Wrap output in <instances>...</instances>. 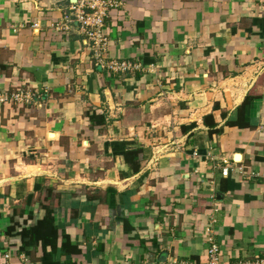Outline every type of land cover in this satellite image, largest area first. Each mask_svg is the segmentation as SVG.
Instances as JSON below:
<instances>
[{
	"label": "crops",
	"instance_id": "crops-1",
	"mask_svg": "<svg viewBox=\"0 0 264 264\" xmlns=\"http://www.w3.org/2000/svg\"><path fill=\"white\" fill-rule=\"evenodd\" d=\"M114 1L126 72L74 0H0V95L31 96L0 104V264L264 258V0Z\"/></svg>",
	"mask_w": 264,
	"mask_h": 264
},
{
	"label": "built area",
	"instance_id": "built-area-1",
	"mask_svg": "<svg viewBox=\"0 0 264 264\" xmlns=\"http://www.w3.org/2000/svg\"><path fill=\"white\" fill-rule=\"evenodd\" d=\"M119 3L114 0H74L71 3L70 11L65 14L67 23H77L86 35V41L93 49V57L96 65L118 72H126L133 69L135 64L129 61H109L106 58L108 48V38L105 35L106 18L109 8ZM65 27H68V24ZM31 96L28 92L21 89L9 94L0 95V104L4 101L10 102H29ZM228 167L223 168V174L227 175ZM219 247L215 242L209 248L208 264H264V258H252L243 260L221 261L219 257ZM170 264H195L188 261L172 260Z\"/></svg>",
	"mask_w": 264,
	"mask_h": 264
},
{
	"label": "trees",
	"instance_id": "trees-1",
	"mask_svg": "<svg viewBox=\"0 0 264 264\" xmlns=\"http://www.w3.org/2000/svg\"><path fill=\"white\" fill-rule=\"evenodd\" d=\"M259 95H248L244 99V101L237 107L236 109V115L227 119L225 125L227 126H237V127H255L252 123L251 119L247 115V109L248 106L253 103L257 98H260ZM224 116H227L226 113H224ZM93 118V116H92ZM99 121H102V119H99ZM205 124H207L210 127L209 133L212 135L214 133H221L223 132L224 126H218V123L215 122L214 115L209 114L206 115L204 118ZM50 221V219H49Z\"/></svg>",
	"mask_w": 264,
	"mask_h": 264
}]
</instances>
